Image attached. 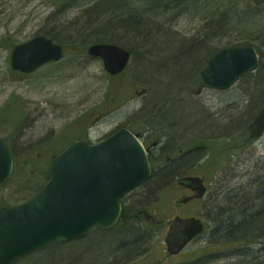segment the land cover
Returning <instances> with one entry per match:
<instances>
[{
  "label": "rangeland",
  "instance_id": "374dc122",
  "mask_svg": "<svg viewBox=\"0 0 264 264\" xmlns=\"http://www.w3.org/2000/svg\"><path fill=\"white\" fill-rule=\"evenodd\" d=\"M99 1L0 0V140L15 161L11 175L0 185V207L20 204L37 192L46 182L51 157L68 144L90 136L92 140L101 139L121 125L135 131L152 129L164 146L171 140L185 149L195 145L210 148L204 154L210 158L209 163L188 164L190 171L185 176L204 179L212 168L222 169L221 174L229 179L228 188L243 182L250 172L264 177V136L250 141L247 133L248 124L264 104V40L255 36L264 32V4L255 5V0L238 5L234 2L238 0H200L199 4L189 5L185 1L159 0V5L141 13V19L150 21L153 29L147 27L142 34L139 32L140 37L119 31L106 40L102 37H107L113 25L110 20L119 22L122 18L115 13L106 17L94 13L95 2ZM124 1L107 3L122 7ZM146 2L135 0L133 4L136 7ZM165 5L172 8L169 13ZM250 5L253 12L258 10L252 18L253 12L248 14L247 10ZM118 25L128 26L121 22ZM140 25L148 22L141 21ZM97 27L101 37L90 36ZM156 27L166 33L160 36ZM168 31H174L175 37ZM36 36H49L61 43L66 51L63 60L27 76L11 71L13 46ZM117 38L130 39L125 43L132 49L135 62L124 75L110 78L102 62L89 59L84 51L95 42L116 44ZM244 39H255L253 45L259 50L262 68L227 92H197L205 60L227 44H247ZM183 85L189 98L181 102ZM141 88L146 94L130 100ZM190 99L203 108L204 122H196L197 109ZM166 117L175 118L189 129L178 130ZM234 119L241 121L240 127L233 126ZM209 122L220 126L207 127ZM225 126L229 127L227 132ZM212 142L222 145L217 148ZM228 154L233 155L230 170ZM181 173L178 166L174 182L162 191L158 205L149 206L153 199L148 197L149 186L127 196L123 200L126 217L117 229L110 230L111 234L94 229L80 239L53 243L13 264H207L212 251L208 249L211 237L206 235L192 241L179 256L169 257L165 251L168 222L176 215L198 217L202 206H177L183 196L189 195L175 185ZM124 228L144 234L145 242L131 256L115 248L119 247L114 242L118 237L115 232ZM253 258L256 260L233 256L209 264H244L248 260V264H264L263 252Z\"/></svg>",
  "mask_w": 264,
  "mask_h": 264
},
{
  "label": "water",
  "instance_id": "95a60500",
  "mask_svg": "<svg viewBox=\"0 0 264 264\" xmlns=\"http://www.w3.org/2000/svg\"><path fill=\"white\" fill-rule=\"evenodd\" d=\"M87 53L100 58L109 75L121 72L128 60L126 52L108 44L93 45ZM61 58L60 47L37 37L12 49L10 68L29 75ZM256 66L250 46L224 49L207 62L200 78L206 87L224 91ZM248 130L250 138L261 136L264 107ZM12 164L8 148L0 141V184L11 174ZM46 176L39 192L19 205L0 208V264H10L57 240L80 238L94 227L110 229L120 218L121 199L150 179L151 168L140 142L122 129L95 145L71 143L52 158ZM177 183L194 193L178 204L199 200L205 193L198 177H185ZM203 230L201 219L176 216L164 238L167 254L178 255Z\"/></svg>",
  "mask_w": 264,
  "mask_h": 264
},
{
  "label": "bare ground",
  "instance_id": "6f19581e",
  "mask_svg": "<svg viewBox=\"0 0 264 264\" xmlns=\"http://www.w3.org/2000/svg\"><path fill=\"white\" fill-rule=\"evenodd\" d=\"M108 1H110V0H101V1H99V3H97V2H95V8H94V10H93V12L94 13H97L98 15L100 14L101 16H104V17H106L105 15H109V13H115V14H117V15H119V17L120 18H122V20L121 21H119V22H121V23H123V25H128V26H126V27H124V26H122L121 28H129V26H135V25H140L141 24V21H146V22H148V24L150 23V21H148V20H143V18L141 19V13H143V11H147V9L148 10H150L151 9V7L154 5V6H157V5H159L160 4V1L159 0H146L147 2L146 3H144V5H141V4H139L138 6H136L135 7V4H133L134 2H135V0H125L124 2H122V4H123V6L121 7L120 5H115V6H111V5H109L107 2ZM177 1H179V2H186V3H188L189 5L190 4H192V5H195V3L196 4H199V1L200 0H177ZM231 1V0H230ZM244 0H238V1H234L235 3H236V5H238V3H244L243 2ZM174 2V1H173ZM229 2V1H228ZM262 2V4H264V0H255L253 3L255 4V3H261ZM230 3V2H229ZM188 5V6H189ZM256 5V4H255ZM221 6V8H222V5H220ZM156 8H159V7H156ZM165 11L167 12V13H169L171 10H172V8L170 7V6H166L165 5ZM253 9H254V7L252 6V5H250V7L249 6H247V10H248V14H250L251 12H253ZM221 10V9H220ZM87 12V11H86ZM254 13H257L258 14V10L257 9H255V11L253 12V14L251 15V18L252 17H255L254 16ZM223 15H224V13H223ZM87 16V15H86ZM85 16V17H86ZM113 20H115V19H112V20H110V21H112V22H114ZM132 21V23L130 24V22ZM169 21V20H168ZM115 23V22H114ZM130 24V25H129ZM146 25H143L142 27H145ZM148 26V25H147ZM117 27V26H116ZM152 28V27H151ZM153 29V28H152ZM155 30V32H159V30H160V28H155L154 29ZM214 32H215V30H214ZM108 33V32H107ZM159 33H161V35L160 36H162V35H164L166 32H164V31H160ZM167 33H170V34H172L173 35V37H175V35L176 34H174V31H168ZM93 34L94 35H90V36H94V37H101V33H100V31H99V29H98V27H97V29L93 32ZM177 34H178V32H177ZM109 35H111V34H107V37L103 34V37L102 38H104V39H106V38H109L110 36ZM258 39H260V40H264V32H262V33H256V35H255ZM37 37H42V38H44V39H46L47 41H51L52 42V44H53V46H58V47H60V49H61V51H62V58L59 60V62H61L62 60H63V58H64V56L66 55V51H65V48H64V46L61 44V43H59V42H56L55 40H53L52 38H50L49 36H36V37H34V38H37ZM34 38H32V39H34ZM111 38H113V37H111ZM32 39H30V40H32ZM80 39H81V37H80ZM133 39V38H132ZM177 39V38H176ZM29 40V41H30ZM106 40H109V39H106ZM117 42H116V44L114 43V42H95V43H92V44H90L89 46H87L86 47V49H85V51H84V54H85V56L86 57H88L89 59H97V60H100L101 62H102V60L100 59V58H96V57H91V56H89L88 55V49L91 47V46H93V45H99V44H108V45H110V46H113V47H117V48H119L120 50H122V51H124V52H126L127 54H128V60H127V63H126V66L124 67V69L121 71V72H119L118 74H115V75H109L105 70V73L108 75V76H110V78H117V77H120V76H122V75H124L127 71H128V69L130 68V64L131 63H133V62H135L134 61V59H133V51H132V49L130 48V46L129 45H127L125 42L127 41V43L130 41V39L128 40V39H119V38H117V39H115ZM103 41V40H102ZM244 41L245 42H247V44H241V45H235V46H230V45H226V46H223L222 48H220V49H217L216 51H215V53H213L210 57H208L206 60H205V63L208 61V60H210L214 55H216L218 52H220V51H222V50H224V49H230V48H237V47H244V46H250L252 49H253V51H254V53H255V55H256V59H257V66H256V68L255 69H253V70H251V71H249V72H247V73H245V74H243L241 77H239L237 80H236V82L233 84V86L232 87H230L229 89H227V90H224V91H219V90H213V89H210V88H208V87H206V85L203 83V81H202V79L200 78V73H201V71L204 69H202L200 72H199V83H198V89H197V92H203V90H205V89H208V90H212V91H215V92H227V91H229V90H231L241 79H243L244 77H247L248 75H251V74H255L256 72H258V70H259V68H260V65H261V62H260V59H259V54H258V51L259 50H257V48L253 45V43H255V39H244ZM28 42V41H27ZM263 42V46H264V41H262ZM26 43V42H25ZM22 44H24V43H22ZM18 45H21V44H18ZM15 46H17V45H15ZM15 46H13V48L15 47ZM138 47V46H137ZM148 53V52H147ZM146 53V54H147ZM137 54V53H136ZM139 56V55H138ZM204 59V58H203ZM102 65H103V62H102ZM103 69H104V67H103ZM188 83H191V82H188ZM188 83H185L184 85H186V84H188ZM184 85L182 86V88H181V93H182V98H181V102L183 101V99L184 98H189V97H187V94L185 93V90H184ZM153 86H154V84H153ZM155 89V88H154ZM184 93V94H183ZM146 94V90L144 89V88H141V90H140V92H137V91H135V93L133 94V96L131 97V99L130 100H133V99H135L136 97H138V96H144ZM200 93H198V95H199ZM191 100V99H190ZM192 101V100H191ZM264 101V100H263ZM263 101H261V102H263ZM261 102H259V103H261ZM192 103L195 105V107H196V109H197V113H196V122H204V118L202 117V115H203V113H204V111H203V108H199L193 101H192ZM264 107V104L261 106V108L259 109V111L262 109ZM259 111L256 113V115L252 118V120H251V122L253 121V119L258 115V113H259ZM233 115V117L235 116V113H232ZM180 114L178 113V116H179ZM190 115V114H189ZM188 115V116H189ZM249 116H252L251 114L249 115ZM232 117V118H233ZM175 118H177L176 116H175ZM175 118L174 119H171L170 120V118H167L166 117V120L167 121H169V122H174L175 124H176V128L179 130H181L182 132H185L187 129H189V126L188 127H182L176 120H175ZM235 120V119H234ZM207 122L208 121H206L205 120V124H207ZM251 122L248 124V126H247V133H248V139L250 140V141H255V140H257V139H260L262 136H264V131L262 132V134H261V136H259L258 138H250V133H249V130H248V127H249V125L251 124ZM198 125V124H197ZM178 126V127H177ZM208 126H211V127H213V128H218L220 125H217V124H214V123H212V122H209L208 123V125H207V127ZM233 126L234 127H240L241 126V121H239L238 119L237 120H235L234 122H233ZM193 128V127H192ZM122 129H125V130H127L128 132H130L139 142H140V144H141V146L143 147V149L145 150V152H146V155H147V158H148V162H149V165H150V167L152 168V170H153V175H152V177L154 176V175H159V177L160 178H164V177H166V179L165 180H161L160 182H158L157 184H156V186L153 188V190H155V191H157L158 190V192H160V194H159V196L161 195V193H162V191L165 189V187H167L168 185H170L172 182H174L173 181V179H172V177H173V175L176 173V171H177V168H178V166H181V169H182V173H181V175L180 176H178V178L176 179V181H175V185L177 186V187H179V188H182V189H186V188H184L183 186H180V185H178V181L180 180V179H182V178H185V177H191V176H185V175H187V173L190 171V168H189V166H188V164H190V163H198L199 165L198 166H206L208 163H209V160H210V158H208L206 155H204L205 154V151H206V149H209L210 150V148H208V147H206L205 145H195L193 148H190L189 149V147H188V149H185V148H181V146H183V145H180V146H176L175 145V143H171V140L168 142V143H166V146H164V145H162V141L161 140H159V138L157 137V135H156V133L152 130V129H144L143 128V130H145V131H147V130H152L154 133H155V138H156V141L158 142V143H160V146H159V148H163V149H160L161 150V152H163L162 154H161V156H160V159H158V160H156L155 161V163H154V165L153 166H151V163H150V159H149V156H148V153H147V151H146V149L144 148V145L142 144V141L140 140V138L137 136V135H135V134H133L132 132H131V130L129 129V127H127V126H116V128L112 131V132H110L109 134H107V135H105L104 137H103V140H105V139H108V138H110V137H112L113 135H115L116 133H118L119 131H121ZM139 129V128H138ZM186 129V130H185ZM226 132L229 130V127L228 126H225V129H224ZM212 145H215L217 148H219L222 144H220L219 146H218V143H216V142H212ZM165 147V148H164ZM183 150L184 151V157L182 158V159H180V160H178L177 162H172V161H168L167 162V160H166V158H167V156H166V152L168 153V154H173V155H178L179 154V150ZM232 157H233V155L232 154H228L227 156H226V159H227V162H228V165H229V167H227V169H229L230 170V168H232L233 167V163H232ZM167 169H169L168 171H167ZM164 170H165V172H164ZM216 171V173H217V179L218 178H221V179H219L218 180V185H214V181H213V195H212V198H211V194H212V190L208 187V184H207V182L203 185L204 187H205V193H204V195L202 196V198L201 199H199V201H202V206H201V208H200V210L202 211V212H208L209 210L210 211H214V209L213 208H211L210 207V209H209V206H207V204L205 205V203L208 201V199L209 200H211L212 202H214V201H221V202H223L225 199H230V198H232V197H235V196H237V195H239L241 192H242V194L241 195H250V197H254V194H255V192H256V190L257 189H259V188H261V187H264V177H262V175L261 176H259V177H256L257 175H253V173L252 172H250L251 173V175H249V174H247V179H245L243 182H241V183H239V184H237L236 185V187H230V188H228L227 186H228V184H229V179L227 178V175H223V174H221L224 170H222V169H217V168H212L209 172H208V175H210V174H213L214 172ZM207 175V176H208ZM152 177L150 178V179H152ZM244 177V176H243ZM149 179V180H150ZM149 180H147V181H145L144 182V184H143V186L145 185V183L146 182H148ZM149 198H153L152 199V202L151 203H149V206H155V205H158V203H159V199L156 197V195H154V194H152V196H148ZM207 197V199H205ZM157 200H158V202H157ZM256 205L258 206L259 205V203H256ZM199 210V211H200ZM197 215H198V213H197ZM122 222H117L113 227H111L110 229H107V230H103V231H105V232H107V233H110L111 234V232H110V230H114V229H117L116 227H118V225H120ZM131 230H133V232H130ZM215 230H216V233H215V237H211V241L210 242H213V241H215V240H217V237H220V235H222V230L221 229H219V227H215ZM109 231V232H108ZM116 234H117V236L118 237H116L115 238V241L114 242H116L117 244H118V246L121 248V250H123V252H124V255H128V256H131V255H134L136 252H137V246L135 245L134 246V243H133V239H129V240H126V237H125V234H127L129 237H130V235L132 236V237H135L136 239L135 240H140L141 239V237H143V233L141 234V233H139L138 231H136V229H134V228H124V229H119L118 230V232H115ZM205 233H206V226H204V230H203V232L198 236V237H200V236H205ZM137 236H139V237H137ZM259 236V237H258ZM255 239H253V241H255L256 243L253 245L252 244V250H254V252L252 253V252H249V251H242V252H236V253H234L235 251H232V252H230V251H225V252H218V253H212L211 254V258L209 259V261H208V263L207 264H209V263H214L215 261H218V260H222V259H228V258H230V257H233V256H236L237 258L239 257H242V258H246V259H248V258H251V259H253V260H256V258L254 259L253 258V256H256V254L257 253H261V252H263L264 253V243H262L263 241H264V239L263 240H261L260 241V237H262L263 235H262V232L261 233H259V235H258ZM191 243V242H190ZM189 243V244H190ZM125 244V245H124ZM261 245H262V248L261 249H259V250H256V249H254V248H258V247H261ZM127 247V248H126ZM134 251V252H133ZM133 252V253H132ZM132 253V254H131ZM181 253H179L178 255H174V256H170V257H176V256H179ZM247 262H249V260L248 261H246V262H244V264H248Z\"/></svg>",
  "mask_w": 264,
  "mask_h": 264
},
{
  "label": "trees",
  "instance_id": "16d2710c",
  "mask_svg": "<svg viewBox=\"0 0 264 264\" xmlns=\"http://www.w3.org/2000/svg\"><path fill=\"white\" fill-rule=\"evenodd\" d=\"M115 22V23H114ZM114 22H107L106 24H113L109 29V34H116L119 31H122L124 34L131 33L132 35L141 36L139 32L142 34L143 30L147 29V27L152 26L150 23L148 26L142 27L143 25H135L129 26V28H121L117 22V19ZM100 26V25H99ZM117 26V27H116ZM151 28V27H150ZM135 39V38H134ZM149 45V44H148ZM149 54H146V56ZM262 68L260 65L259 70ZM258 70V71H259ZM169 169H167L168 171ZM165 172V170H164ZM216 171L213 174H210L205 177V180L208 184V187L212 190L211 198L213 195V181L214 185H218V180L221 178H216ZM159 177V175H154L152 179L145 183L142 187H151L148 192V196H152V194L156 195L158 199H160V192L153 190L158 182L161 180H165ZM141 187V188H142ZM147 194V192H146ZM242 192L230 199H225L223 202L214 201L208 199L205 203L207 206L214 209V211L202 212L198 211V216L204 219L206 224V233L207 237H215V227H219L222 230V235L217 237V240L210 242L208 245V249L212 251V253L225 252V251H249L252 248V244L254 245L256 242L253 241L259 233L262 232V237H260V241L264 239V187H261L256 190L254 197H250V195H241ZM196 204L202 205V201H195ZM256 203H259L257 206ZM126 217V208L124 207L121 219L124 220ZM146 224V222H145ZM259 237V236H258ZM133 239L134 246H137V252L142 247L145 242V238L141 237L140 240H135V237L126 238V240ZM125 245V244H124ZM119 248L120 247H115ZM127 248V247H126ZM134 252V251H133ZM132 252V253H133ZM131 253V254H132ZM128 256V255H126Z\"/></svg>",
  "mask_w": 264,
  "mask_h": 264
},
{
  "label": "flooded vegetation",
  "instance_id": "af4514ba",
  "mask_svg": "<svg viewBox=\"0 0 264 264\" xmlns=\"http://www.w3.org/2000/svg\"><path fill=\"white\" fill-rule=\"evenodd\" d=\"M104 115L106 116V114H104ZM131 132L133 134L137 135L140 138V140L142 141V144L144 145V148L146 149V151L148 153L151 166H153L155 161L160 159V156L163 153L160 150L163 148H159L160 143H158L156 141L155 133L152 130L145 131L143 129H137V131L131 130ZM101 140H103V138L92 140L91 136L88 137V139H87V141L89 143H96V142H99ZM166 156H167V158H166L167 162L168 161L177 162L178 160L182 159L185 155H184V151L180 149L178 155L168 154L166 152ZM146 219H148V218H146Z\"/></svg>",
  "mask_w": 264,
  "mask_h": 264
}]
</instances>
